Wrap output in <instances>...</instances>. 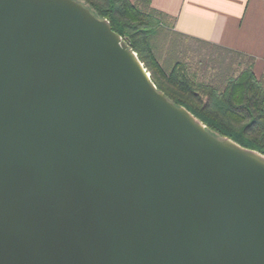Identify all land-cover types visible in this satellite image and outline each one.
I'll return each mask as SVG.
<instances>
[{"label":"water","instance_id":"obj_1","mask_svg":"<svg viewBox=\"0 0 264 264\" xmlns=\"http://www.w3.org/2000/svg\"><path fill=\"white\" fill-rule=\"evenodd\" d=\"M0 264H264V153L81 1L0 0Z\"/></svg>","mask_w":264,"mask_h":264},{"label":"trees","instance_id":"obj_2","mask_svg":"<svg viewBox=\"0 0 264 264\" xmlns=\"http://www.w3.org/2000/svg\"><path fill=\"white\" fill-rule=\"evenodd\" d=\"M79 1L96 16L109 20L111 28L136 51L156 88L169 100L186 107L212 132L264 153V80L254 74L252 57L247 56L248 60L238 72L227 67L218 78L201 79L189 70L183 59L166 57L161 62L159 52L163 44L167 42L174 50L188 38L198 41V49L205 44L210 51L242 53L172 31L165 16L150 7V0ZM171 35L176 38L172 36L171 40Z\"/></svg>","mask_w":264,"mask_h":264},{"label":"crops","instance_id":"obj_3","mask_svg":"<svg viewBox=\"0 0 264 264\" xmlns=\"http://www.w3.org/2000/svg\"><path fill=\"white\" fill-rule=\"evenodd\" d=\"M150 7L172 31L250 56L254 74L264 73V0H150Z\"/></svg>","mask_w":264,"mask_h":264},{"label":"rangeland","instance_id":"obj_4","mask_svg":"<svg viewBox=\"0 0 264 264\" xmlns=\"http://www.w3.org/2000/svg\"><path fill=\"white\" fill-rule=\"evenodd\" d=\"M171 35V40H172ZM176 38V36H173ZM180 39V38H178ZM167 43V42H166ZM163 44L160 53V61L166 60V57L174 59H183L191 72L197 74L198 78L205 80H212V78H218L222 75V69H233L232 72H238L240 68L245 65L248 57L243 54H236L231 51H225L221 49H214L210 51L205 44L200 49L198 41L184 39L183 43L179 45L177 49L173 50V47H169L167 44ZM215 48V47H214ZM172 52H175L172 53ZM223 59L220 64V60ZM227 70V69H226ZM230 71V72H231ZM230 72L227 74L229 75ZM232 75H234L232 73ZM264 80V73L261 76Z\"/></svg>","mask_w":264,"mask_h":264}]
</instances>
